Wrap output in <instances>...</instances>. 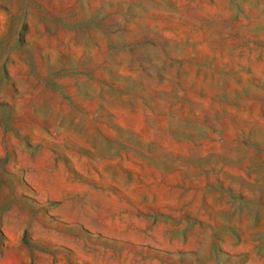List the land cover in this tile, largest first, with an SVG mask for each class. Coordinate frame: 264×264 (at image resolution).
I'll list each match as a JSON object with an SVG mask.
<instances>
[{
  "label": "rangeland",
  "instance_id": "obj_1",
  "mask_svg": "<svg viewBox=\"0 0 264 264\" xmlns=\"http://www.w3.org/2000/svg\"><path fill=\"white\" fill-rule=\"evenodd\" d=\"M0 264H264V0H0Z\"/></svg>",
  "mask_w": 264,
  "mask_h": 264
}]
</instances>
